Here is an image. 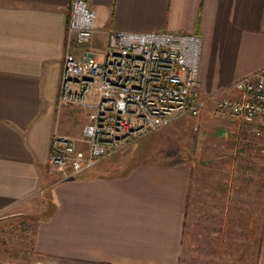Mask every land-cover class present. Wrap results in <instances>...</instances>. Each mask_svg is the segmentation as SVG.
<instances>
[{"label": "crops", "instance_id": "0c3cea01", "mask_svg": "<svg viewBox=\"0 0 264 264\" xmlns=\"http://www.w3.org/2000/svg\"><path fill=\"white\" fill-rule=\"evenodd\" d=\"M70 1L0 0V263L264 264V137L248 145L210 102L215 130L190 157L52 170L51 137L75 118L58 101ZM86 1L98 59L110 31L169 30L199 35L203 96L264 68V0Z\"/></svg>", "mask_w": 264, "mask_h": 264}, {"label": "built area", "instance_id": "2783aa9c", "mask_svg": "<svg viewBox=\"0 0 264 264\" xmlns=\"http://www.w3.org/2000/svg\"><path fill=\"white\" fill-rule=\"evenodd\" d=\"M96 13L71 0L58 101L74 105L86 121L77 136L55 132L48 163L61 178L83 173L137 133L153 131L180 115L197 116L212 101L216 115L264 137V68L235 80L234 96H203L199 35L183 31H110L98 59L88 46Z\"/></svg>", "mask_w": 264, "mask_h": 264}, {"label": "rangeland", "instance_id": "374dc122", "mask_svg": "<svg viewBox=\"0 0 264 264\" xmlns=\"http://www.w3.org/2000/svg\"><path fill=\"white\" fill-rule=\"evenodd\" d=\"M208 102L211 103L208 104V109H210L211 115L213 114L215 117L224 118L229 123L236 122L229 119L227 116L216 115L214 112V103L212 101H207L204 103L199 115L195 117L190 115L176 116L170 121V123L163 125L156 130L137 133L134 137H132V139L121 145V147H119L111 155L117 154V156L114 157L115 159H131L133 157H138L140 154H142V157L145 155L146 158L161 160H167L171 155L174 156V158L182 156L190 157L193 153L191 152V144L195 142V138L199 136L200 132L214 131L216 127L212 124L213 122L210 119L206 121L203 120L204 122L201 120V116ZM64 108L69 114L71 113L72 115H75V118L69 123L64 120L60 130L56 129L55 132L68 136H77L81 125L86 121L85 113L82 109L74 105L64 104ZM206 115H208V112H206ZM205 122L208 123L207 126L205 125ZM247 132L248 135L246 136V143L248 145L251 144V146L256 145L253 142L254 137L256 136L253 134L251 135L249 131H246V133ZM236 153L235 155H237ZM194 154H196L198 159L201 158V150L199 148L196 149ZM29 261L31 262L29 263ZM27 262L28 263H24L19 260H15V262H13L9 259H5V261L0 264H41L36 261L35 256L31 258V260L28 258Z\"/></svg>", "mask_w": 264, "mask_h": 264}]
</instances>
